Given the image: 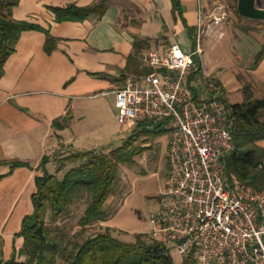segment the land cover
Here are the masks:
<instances>
[{
    "label": "crops",
    "instance_id": "0c3cea01",
    "mask_svg": "<svg viewBox=\"0 0 264 264\" xmlns=\"http://www.w3.org/2000/svg\"><path fill=\"white\" fill-rule=\"evenodd\" d=\"M98 1L21 0L13 7L14 19L50 29L56 46L48 51L45 30L23 31L0 79V260L4 263L26 260L20 232L24 218L34 212L36 178L44 171H59V163L72 153L70 144L90 137L92 131L83 134L79 125L91 117L102 121L100 99L117 96L128 76L143 70L142 56L149 50L178 42L194 51L196 32H203L206 22V0H180L178 11L174 0H108L102 15L93 13L84 21L58 22L50 10ZM255 33L248 31L254 39ZM137 38L149 39L141 50L135 46ZM258 47L249 49L247 59L236 55L246 60L242 66L251 71L248 82L263 96L264 56L255 67L252 60ZM204 52L201 70L214 77ZM112 144L105 141L101 146ZM15 161L29 165L14 167Z\"/></svg>",
    "mask_w": 264,
    "mask_h": 264
},
{
    "label": "built area",
    "instance_id": "2783aa9c",
    "mask_svg": "<svg viewBox=\"0 0 264 264\" xmlns=\"http://www.w3.org/2000/svg\"><path fill=\"white\" fill-rule=\"evenodd\" d=\"M202 50L154 48L143 58L151 70L116 90L121 134L140 120L170 133L167 187L146 233L191 264H264V189L227 171L231 109L217 79L199 72Z\"/></svg>",
    "mask_w": 264,
    "mask_h": 264
},
{
    "label": "trees",
    "instance_id": "16d2710c",
    "mask_svg": "<svg viewBox=\"0 0 264 264\" xmlns=\"http://www.w3.org/2000/svg\"><path fill=\"white\" fill-rule=\"evenodd\" d=\"M20 1L0 0V79L5 73L7 58L16 51L23 31L45 30L48 33V51L56 46L50 29L12 17L13 7ZM174 2L176 10H181L180 0ZM107 7L108 0H99L90 6L69 4L65 7L50 6V10L55 13L58 22L84 21L93 13L102 15ZM238 8L236 13L245 18ZM135 40L136 48L141 50L149 39ZM263 56L264 49L257 54L254 67ZM196 62L201 72L200 57L196 58ZM143 67L140 74L151 70L148 65ZM244 91L243 101L229 105L235 149L223 160L229 174L264 189V147L260 146V141L264 140V95L258 96L251 82L245 83ZM155 123L154 120H140L129 137L118 146L83 150L71 155L70 158L74 157L81 163L62 177L48 171L38 175L37 191L33 194L34 212L24 218L20 232L25 238L21 252L26 255V260L18 262L12 259L5 263L0 260V264H178L170 254L168 244L160 238L139 232L135 240L127 241L115 236L111 225L103 226L108 220L104 206L112 195L119 166L135 162L137 152L134 142ZM156 126L162 125L157 123ZM22 165L29 163H13L14 167ZM88 197H91L89 205L79 220L81 229L69 232L67 227H52L50 222L56 225L61 218H70L73 211L70 209ZM96 223H102L99 231L83 238L87 236L88 227ZM180 264L191 263L185 261Z\"/></svg>",
    "mask_w": 264,
    "mask_h": 264
},
{
    "label": "rangeland",
    "instance_id": "374dc122",
    "mask_svg": "<svg viewBox=\"0 0 264 264\" xmlns=\"http://www.w3.org/2000/svg\"><path fill=\"white\" fill-rule=\"evenodd\" d=\"M205 4L206 22L203 32L199 33L198 30L196 32L194 50L199 44L202 45L205 51L204 56L209 63L208 69L226 92L224 97L228 104L241 102L245 98L244 85L251 81L249 79L251 71L242 66L245 65L246 60H240L236 54L242 53L247 59L249 49L258 47L255 39L264 42V19L241 18L236 13L238 0H206ZM257 4L264 8V0H257ZM250 29L256 31L255 39L254 36L248 34ZM208 37L210 38L207 39ZM241 38L243 41L239 43ZM261 46L257 48L256 53H252V60H255L259 51L264 49L263 45ZM195 57H200V54H196ZM137 73L140 75V72ZM254 90L259 95L258 90ZM116 97L114 94L100 99L104 105L101 122L97 117H91L89 121L86 119L80 123V130L83 134L92 131L90 137L83 138L82 136L70 144L72 153L65 161L59 163L61 169L55 173L63 176L81 163L74 157L70 158L71 155L79 152V146L84 150L98 149L103 147L101 145L106 141L113 143L111 146L115 147L129 137L133 128L124 132L122 136L120 133L121 126L117 118L120 110L116 105ZM156 124L134 142L137 152L134 157L135 162L123 163L119 166L112 195L104 206L108 220L103 223V226L111 225L113 234L127 241L135 240L137 233H146L152 228L151 215L159 207L167 187L170 133L164 126L158 127ZM90 198L72 207L71 217L61 218L57 226L50 222L52 227L59 229L67 227L69 232L81 229L79 220L84 216ZM101 225L102 223H96L88 227L87 236L83 238L94 235ZM167 244L174 261L178 264L185 262V258L174 247V243Z\"/></svg>",
    "mask_w": 264,
    "mask_h": 264
},
{
    "label": "water",
    "instance_id": "95a60500",
    "mask_svg": "<svg viewBox=\"0 0 264 264\" xmlns=\"http://www.w3.org/2000/svg\"><path fill=\"white\" fill-rule=\"evenodd\" d=\"M241 16L249 19H264V8L258 6L257 0H238Z\"/></svg>",
    "mask_w": 264,
    "mask_h": 264
}]
</instances>
